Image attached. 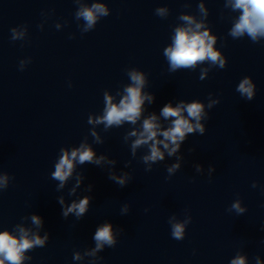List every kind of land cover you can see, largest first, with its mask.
Segmentation results:
<instances>
[{"label": "water", "instance_id": "95a60500", "mask_svg": "<svg viewBox=\"0 0 264 264\" xmlns=\"http://www.w3.org/2000/svg\"><path fill=\"white\" fill-rule=\"evenodd\" d=\"M96 4L107 15L97 14L89 28L77 14ZM233 4L0 0V232L47 237L21 264H232L238 257L264 264V35L233 38L241 15ZM197 23L216 38L224 66L205 60L170 70L164 53L175 29ZM132 72L143 75L141 94L152 101H144L134 124L97 122L105 94L119 104ZM245 80L251 99L238 91ZM181 102L203 105V134L186 133L171 155L175 145L158 144L164 158L146 162L152 141L133 149L143 121L155 115L167 130L175 118L161 110ZM82 145L93 161L77 156L61 187L55 166ZM85 198L81 217L64 216ZM178 223L179 240L172 236ZM105 224L116 243L97 250L93 237Z\"/></svg>", "mask_w": 264, "mask_h": 264}, {"label": "clouds", "instance_id": "9594fccd", "mask_svg": "<svg viewBox=\"0 0 264 264\" xmlns=\"http://www.w3.org/2000/svg\"><path fill=\"white\" fill-rule=\"evenodd\" d=\"M233 8L241 10L238 21L229 33L233 38L241 37L246 33L255 42L261 35H264V0H234ZM97 14L107 15V10L104 6L96 4L92 8H83L77 15L78 17H83L87 26L91 28L96 23ZM180 18L189 25L194 23L193 18L190 16H181ZM201 27L202 25L197 23L195 30L191 27H179L175 29L173 45L165 49L164 53L169 61L170 70L191 68L198 62L205 60L213 64L218 63L220 67L224 66L221 54L213 48L216 38L210 36L208 30L199 31ZM130 78L133 84L125 89L126 95L120 100L119 104L113 103V98L105 94V114L97 122H106V127H110L112 125H120L123 121H129L133 124L137 121L141 115V106L144 101L147 99L151 102L153 97L149 95L142 96L141 94V88L144 84L142 74L132 72L130 73ZM238 91L242 94H247L249 99L252 98V85L247 80L240 84ZM184 111L188 113V117L194 118L197 121L195 126L182 114ZM202 113L203 105L199 102L189 104L181 102L176 107H173L171 103L166 104L161 110V115L166 119L169 117L175 118L172 120V126L161 132L160 126L156 122L157 117L155 115L150 116L143 121V131L134 142L133 149L152 141L150 145L151 154L145 156L144 160L146 162L162 160L164 157L163 153L159 150L158 144H163L166 149L169 147L166 141H170L175 145L169 152L171 155L179 148L180 145L177 142L183 141L186 133L199 131L203 134L204 128L199 123ZM158 133L163 135L164 140H156ZM131 135L135 136L136 133L133 132ZM93 155L92 150L84 145L80 149L73 150L70 154L64 152L55 166V172L52 174L53 178L59 180L61 182L60 186L62 187L63 182L72 174L73 160L78 156L80 163H84L85 161L92 162ZM96 163H99V161H96ZM175 167H178V165ZM171 171H173V168L169 169V172ZM115 179L117 183L124 184L123 178ZM87 204L88 199L85 198L79 203H73L63 214L67 216L68 213L75 212L77 217H81L86 211ZM233 207L240 212L244 211L239 208L238 204H234ZM31 219L36 225L42 223L39 216L33 215ZM20 232L21 235L19 238L9 232H0V264H5L6 261L8 264H21V261L24 259L23 253L26 250L34 246L42 247L45 239H47L46 236L44 239H41L38 235L30 239L26 230L20 229ZM183 232L184 226L182 224L178 223L173 225V238L178 240L182 239ZM93 239L97 242V250L102 248L104 244L112 247L116 243L110 224H105L99 228L95 232ZM76 258L78 259L79 256L77 255ZM232 264H245V260L243 257H238L232 261Z\"/></svg>", "mask_w": 264, "mask_h": 264}]
</instances>
